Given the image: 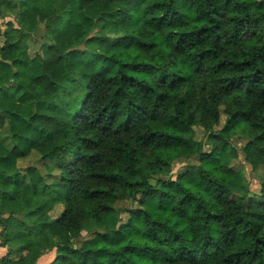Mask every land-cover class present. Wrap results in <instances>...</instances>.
Segmentation results:
<instances>
[{
    "label": "clouds",
    "instance_id": "clouds-1",
    "mask_svg": "<svg viewBox=\"0 0 264 264\" xmlns=\"http://www.w3.org/2000/svg\"><path fill=\"white\" fill-rule=\"evenodd\" d=\"M0 264H264V0H0Z\"/></svg>",
    "mask_w": 264,
    "mask_h": 264
}]
</instances>
